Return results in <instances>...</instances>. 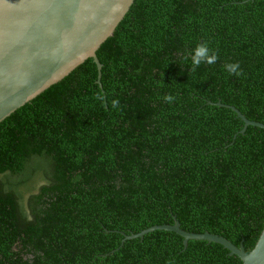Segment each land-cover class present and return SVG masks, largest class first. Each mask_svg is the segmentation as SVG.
<instances>
[{
	"label": "trees",
	"instance_id": "obj_1",
	"mask_svg": "<svg viewBox=\"0 0 264 264\" xmlns=\"http://www.w3.org/2000/svg\"><path fill=\"white\" fill-rule=\"evenodd\" d=\"M202 42L219 59L192 71ZM96 55L99 77L88 57L0 122V264H241L172 230L124 234L176 217L255 245L264 128L216 102L264 123V0H133Z\"/></svg>",
	"mask_w": 264,
	"mask_h": 264
},
{
	"label": "water",
	"instance_id": "obj_2",
	"mask_svg": "<svg viewBox=\"0 0 264 264\" xmlns=\"http://www.w3.org/2000/svg\"><path fill=\"white\" fill-rule=\"evenodd\" d=\"M133 0H0V122L56 83L88 57L96 63L98 77L102 64L96 55ZM231 108L247 125L264 128V123L248 119L238 108ZM172 230L188 239L216 242L241 259V264H264V227L253 248L235 245L226 237L189 232L174 217L172 224H155L124 238L142 237L155 230Z\"/></svg>",
	"mask_w": 264,
	"mask_h": 264
},
{
	"label": "clouds",
	"instance_id": "obj_3",
	"mask_svg": "<svg viewBox=\"0 0 264 264\" xmlns=\"http://www.w3.org/2000/svg\"><path fill=\"white\" fill-rule=\"evenodd\" d=\"M218 59V54L210 50L207 43L202 42L198 44L192 51V71H195L196 68H198L202 63H206L209 65L215 64ZM224 68L230 75L239 76L242 73L239 62L227 63L224 65ZM95 98L97 100H100L102 103L104 102V96L101 94H97ZM164 99L167 102L171 103L175 98L171 94H168L164 96ZM111 106L113 108H117L119 106V101L113 100ZM169 264H171V262H169Z\"/></svg>",
	"mask_w": 264,
	"mask_h": 264
}]
</instances>
